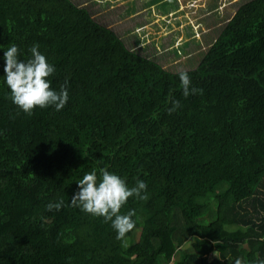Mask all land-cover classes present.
Masks as SVG:
<instances>
[{"label": "trees", "instance_id": "16d2710c", "mask_svg": "<svg viewBox=\"0 0 264 264\" xmlns=\"http://www.w3.org/2000/svg\"><path fill=\"white\" fill-rule=\"evenodd\" d=\"M76 1L0 0V46L26 58L38 44L55 66L51 87L67 81L69 95L60 111L23 113L0 59V264L264 259V0L227 16L212 0L179 68L166 66L179 56L127 47ZM181 71L200 91L183 95ZM100 167L148 185L146 201L121 209L136 221L123 240L69 202ZM58 199L62 209L47 211Z\"/></svg>", "mask_w": 264, "mask_h": 264}, {"label": "clouds", "instance_id": "9594fccd", "mask_svg": "<svg viewBox=\"0 0 264 264\" xmlns=\"http://www.w3.org/2000/svg\"><path fill=\"white\" fill-rule=\"evenodd\" d=\"M3 49L0 59L3 60L4 83L10 91V99L17 108L26 114H31L34 108L53 107L56 111L62 110L68 102V89L61 85L57 91L51 87L48 79L55 72V66L48 62L46 56L34 44L29 48L30 55L26 58L15 43ZM185 97L196 94L199 89L192 87L191 78L187 72L178 73ZM175 107L178 101H171ZM173 109H170L172 111ZM78 190L69 201L81 211L96 217H103L110 222L116 233V238L123 240L135 227L133 219L135 212L129 210L122 213L121 209L127 204L130 197L141 201L148 199L147 182L137 178L134 186L129 187L127 181L114 171L100 167L83 175L77 181ZM64 206V200L58 199L49 202L46 209L49 212H59ZM234 264H249L244 258H237ZM256 264H264V259H257Z\"/></svg>", "mask_w": 264, "mask_h": 264}, {"label": "rangeland", "instance_id": "374dc122", "mask_svg": "<svg viewBox=\"0 0 264 264\" xmlns=\"http://www.w3.org/2000/svg\"><path fill=\"white\" fill-rule=\"evenodd\" d=\"M243 0H217L220 12L231 15ZM92 17L113 29L126 46L151 55L164 63L168 57L179 56L166 66L178 65L185 57L183 50L200 38L206 11L212 0H78ZM212 20V19H209ZM168 52V53H167ZM166 53V54H165ZM172 64V65H171ZM186 249L190 248L185 244Z\"/></svg>", "mask_w": 264, "mask_h": 264}]
</instances>
